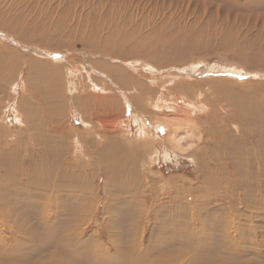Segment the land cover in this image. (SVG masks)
<instances>
[{
	"label": "rangeland",
	"instance_id": "obj_1",
	"mask_svg": "<svg viewBox=\"0 0 264 264\" xmlns=\"http://www.w3.org/2000/svg\"><path fill=\"white\" fill-rule=\"evenodd\" d=\"M238 1L0 0V139L3 149L12 153L0 160L5 171L0 178L6 175L20 187L26 175L35 181L41 176L38 185L25 192L29 200L39 198L36 205L32 201L0 208L6 215L0 231L17 218L24 224L17 238L23 240L40 212L49 215L59 230L98 239L111 252L141 242L149 257H143L142 264H156L158 259L180 264L188 257L183 256L187 252L179 241L184 244L185 237H178V229L184 233L196 216L206 224L195 227L194 233L210 238L228 226L230 243L205 245L202 253L214 258L205 255L194 262L264 264V224L252 229L243 218L237 225L226 215L236 200L244 201V188L251 189L248 193L251 199L256 197L257 205L264 204V180L259 178L264 169L259 173L256 164L262 160L264 167V0H253L252 5ZM30 63L37 66L34 71L41 67L45 74L29 70ZM101 67L125 74L124 86H118L127 90L126 100L98 74L104 72ZM92 82L101 91H88ZM21 101L28 130L21 126L25 115L19 122L15 117ZM173 118L180 120L175 135L192 131L194 136L182 143L192 150L177 158L169 150L171 130L153 129L154 123ZM55 123L64 126L61 134L48 128ZM228 150L254 178L243 180L241 186L230 180L233 188L228 192L227 181H217V186L205 183L207 189L201 186L200 160L215 171L229 157ZM30 154L33 164L28 168ZM169 182L178 185V194L168 188ZM198 184L203 189L193 197L201 196V205L214 191L229 193L235 201L226 200L222 212L212 214L201 206L194 208L197 202L181 185ZM183 199L189 210L183 208ZM163 213L168 216L165 220ZM5 227L4 234L11 238L10 225ZM237 234L241 239L231 240ZM26 239L19 244H30ZM240 244L244 253L236 250ZM158 249L164 251L162 257L149 255ZM30 251L6 250L0 264H36ZM118 255L122 260L117 261L128 263V254Z\"/></svg>",
	"mask_w": 264,
	"mask_h": 264
},
{
	"label": "bare ground",
	"instance_id": "obj_2",
	"mask_svg": "<svg viewBox=\"0 0 264 264\" xmlns=\"http://www.w3.org/2000/svg\"><path fill=\"white\" fill-rule=\"evenodd\" d=\"M115 1V0H114ZM220 2V0H219ZM226 2V1H225ZM223 2V3H225ZM245 3V1L243 0H239L238 3ZM247 2L252 5V2L253 0H247ZM221 4H222V1H221ZM192 29H190L191 31ZM169 35V36H168ZM167 36L170 38H176V39H182V40H189V36H183L182 34L178 35V36H171L172 34H168ZM183 42V41H182ZM31 51V50H29ZM33 52V51H32ZM35 54H39V55H43L42 52H38V51H34ZM45 55L48 56V54L45 53ZM242 55V54H241ZM50 57H52V55H49ZM34 66V64H33ZM28 67L30 68L29 70H32L34 71L33 69L35 67H37L36 65L34 66V68H32L31 66V63L28 64ZM104 69V72L106 71V74L103 72V75L102 73H98L100 74L101 76L103 77H106V79L109 81V84H111V86L113 87V89L115 91H118L119 94L122 96L123 99L126 100V93L125 91H123L122 89L119 88V83L120 85L124 86V80H125V74L119 70H115L113 68H109V67H101ZM39 69V71H38ZM38 69H35L34 72L38 73L39 75L40 74H45L44 69H42L41 67H38ZM50 71V69H49ZM91 72L94 73V69L91 68ZM101 72V71H99ZM36 75V74H35ZM29 76V75H28ZM53 78V77H52ZM24 81V80H23ZM24 83V82H23ZM106 85V84H105ZM88 91L94 93V92H98V91H101L100 89H98V87L96 86V84H94L93 82L90 83L89 85L86 86ZM106 87V86H105ZM181 86L179 87H175L176 89L180 88ZM70 89V88H69ZM187 89V86L186 87H181L180 90L181 91H185ZM50 91V90H48ZM68 91V90H67ZM105 91L106 92H110L111 90H108L107 88H105ZM113 91V90H112ZM135 93H139L138 91L134 90ZM175 92V91H174ZM55 93V92H53ZM183 93V92H182ZM52 94V92H51ZM58 95V94H57ZM88 96V95H87ZM141 97H143V93L140 94ZM174 96V95H173ZM132 97V96H131ZM91 98V97H90ZM81 101V100H80ZM109 101V100H108ZM22 102V101H21ZM20 102V107L19 109H17V114H16V119L18 120L19 122V119L22 118V114H24V112L22 111V104L23 102L21 103ZM111 102V101H110ZM175 102V101H173ZM179 102V101H178ZM177 102V103H178ZM79 103V102H78ZM155 103V102H154ZM154 103H151L150 104V108H154ZM189 103V102H188ZM175 104V103H174ZM113 105V104H112ZM133 105V104H132ZM169 105V104H168ZM173 105V104H172ZM193 105V104H192ZM166 106V105H165ZM110 107V106H109ZM107 107V108H109ZM112 107V106H111ZM115 107V106H114ZM158 107V106H157ZM160 107V106H159ZM167 107H170V106H167ZM173 107V106H172ZM195 107V106H194ZM171 108V107H170ZM186 108V107H185ZM111 109V108H110ZM172 109V108H171ZM174 109V108H173ZM48 110V112H50L49 110V107L46 109ZM15 111V112H16ZM111 111V110H110ZM112 113H114L113 111H111ZM109 113V112H108ZM52 114V113H51ZM59 114V113H57ZM25 115V118H24V123L21 125V126H24L25 129L27 128V130L29 129L27 126H26V121H29L27 119V114H24ZM155 115V114H154ZM47 116V115H46ZM53 116V115H52ZM29 118V117H28ZM138 118V117H137ZM147 118L146 116H143V123L145 125H143L144 127L146 126V119ZM53 118H51L50 120H52ZM189 119V118H188ZM53 121V120H52ZM165 121V120H164ZM179 121L178 119H167L166 122H163L161 124H158L156 122V124L154 123L153 124V129H157V127H161L163 128L164 130H166L167 132L171 130L169 136L170 138V142L172 145L169 147L171 149V152L173 153V157L174 158H177L179 156H185L184 153L185 151L189 150H192L191 148V145H188V149H184V146L182 145L183 141L187 140L188 138L191 139L193 136V132L192 131H187L185 132L184 134H179L178 136L174 134V131L176 132L178 130V128H180L178 125L176 124H179ZM85 122V121H84ZM185 121H181V123H183ZM190 121H188L187 123H189ZM28 123V122H27ZM148 123V122H147ZM21 124V123H20ZM29 124V123H28ZM184 124V123H183ZM186 124V123H185ZM62 126L61 124H58V123H55L52 127H48L49 129H51V131L55 130V131H58L60 132L59 134H61L63 132V129H64V126H63V129H62ZM156 126V127H155ZM187 126V125H186ZM189 126V125H188ZM146 132V131H145ZM155 132V131H153ZM58 134V133H57ZM149 132H146L145 133V136L148 137L149 136ZM2 135V134H1ZM62 136V135H61ZM60 136V137H61ZM157 138V137H155ZM43 138H41V140H43ZM50 140V138H49ZM169 141V140H168ZM47 144V143H46ZM52 144V142H51ZM254 145L256 146L257 145V142L254 143ZM260 145V143H259ZM258 145V146H259ZM79 146V145H78ZM4 140H2V138L0 139V160L3 159L5 156L8 157L9 154H12L9 150H4ZM13 149V148H12ZM44 149V148H43ZM45 150V149H44ZM47 151V150H46ZM14 152V150H13ZM31 152V151H30ZM227 152V155L230 154L231 150H228L226 151ZM241 152V151H240ZM47 153V152H46ZM193 153V152H192ZM186 154V153H185ZM190 154V153H189ZM188 154V155H189ZM254 155V154H253ZM191 156V155H189ZM28 158L27 159H30L29 161V164H28V168H29V165L33 164V156L32 154H30L29 156H27ZM188 157V156H187ZM224 157V155H223ZM259 157V156H258ZM225 158V157H224ZM12 159V158H11ZM204 159V158H203ZM258 159V158H257ZM264 159V158H263ZM224 161V165L221 164L218 165L217 167V170L213 171V170H210L208 169V167H206L207 165H205L202 160H200V169L199 171L201 172L202 174V177H201V186H204L206 185L205 183H210L212 185H218L217 181H220L221 183L223 181H227V191L228 192L229 190H231L233 187L232 185H230V180L232 182V180H234L235 182H243V180H249V179H253V174L246 171L244 166L241 167V159L239 157H235V156H230L228 158H226L225 160L222 159ZM12 161V160H11ZM243 162V161H242ZM248 164L247 166L249 165V161H247ZM35 163V162H34ZM263 163H264V160H263ZM36 164V163H35ZM256 164L257 166L259 167V173L264 169L263 167V164H262V160L260 161H256ZM261 164V165H260ZM27 165V163L25 164ZM217 165V164H216ZM244 165V164H243ZM215 166V165H214ZM216 167V166H215ZM208 169V170H207ZM216 169V168H215ZM105 170V169H103ZM226 170H229L228 172H230L229 176H226L225 173H226ZM1 171L4 173L5 171L3 170V167L0 168V175H2ZM106 172V171H104ZM23 173V172H22ZM38 173V172H37ZM107 173V172H106ZM105 173V174H106ZM25 175V174H24ZM104 175V174H103ZM6 176V175H5ZM2 177L0 178V208L2 206H5L7 205L9 208H11V206L13 205V207H17L19 204H21L20 202L24 203V202H27V203H32V205H36V202L37 200L39 199H34L33 200H29L27 197H26V190L28 189H32L33 186H37L38 185V181L40 179V177L35 181L33 180V178H31V175L30 176H25L26 177V182L24 183H19L20 187H16V184H18L17 182H11L10 180H8L6 177ZM105 176V179L108 181L109 180V175L106 174L104 175ZM259 178L264 180V172L263 173H260L259 174ZM115 179V178H114ZM207 180V181H206ZM174 181V180H173ZM199 182V183H200ZM44 183V182H43ZM178 183V182H177ZM220 183V184H221ZM263 183V182H262ZM35 184V185H34ZM48 185V184H47ZM46 185V186H47ZM176 185L175 182H169L168 183V188L173 190V193L175 192V194L177 193L178 194V185L176 188ZM242 184H240L241 186ZM199 186V184L197 185ZM238 186V184L236 183V186L235 188ZM247 186V185H246ZM249 186V185H248ZM252 186V185H251ZM48 187V186H47ZM205 187V186H204ZM245 187L244 185L242 186V188ZM264 187V186H263ZM46 188V187H45ZM207 189V187H205ZM241 188V187H240ZM239 188V189H240ZM252 188V187H251ZM181 189L183 191H186L188 192L189 194V199H193L195 200V202H197L195 205L193 203V206H195L194 208H205L207 210V212L209 214H212L214 213V211H217V210H220L222 212V210L224 209L225 207V202L228 201V199H230V195L229 193L225 194V195H222L223 193L222 192H217V193H221V194H217L215 191L213 194H209L210 197H207V202L203 205H201V202H200V197H198V195L195 197V194H194V197H193V193H197V192H200L201 193V189H203V187H193V186H183L181 185ZM261 189H264V188H261ZM170 190V191H171ZM251 190V189H249ZM249 190H245V188L243 189V191L246 193V194H242V199L244 200L243 202L241 201H238L235 199H230L231 201H235L233 203V205L229 208L230 210H227V211H230V212H227L226 215H229V217L233 218L234 220L237 221V225H238V222L241 221V219L243 218L245 222H247L250 226V228L252 229H258L260 227V225L264 224V210H263V201L262 203L259 201L258 202V205H257V202L258 200L254 201L253 199L256 198L254 197L253 199H251V196L248 192H250ZM254 190V189H253ZM117 191H120V190H117ZM240 191V190H239ZM255 191V190H254ZM48 192V191H46ZM205 192V191H204ZM209 192V191H208ZM41 194L44 193V194H47L45 192H40ZM206 193V192H205ZM252 193V192H251ZM207 194V193H206ZM240 194V193H239ZM255 194V192H254ZM257 194V193H256ZM185 195V194H184ZM261 195V194H259ZM208 196V195H207ZM30 197V196H29ZM84 198L86 196H83ZM89 197V196H88ZM167 197V196H166ZM186 198V197H184ZM199 198V199H198ZM86 199V198H85ZM258 199V198H257ZM4 200V201H3ZM178 200V199H177ZM227 200V201H226ZM194 202V201H193ZM214 202L216 204L215 207L213 206H210L211 203ZM231 203V202H230ZM261 203V205H259ZM11 204V206H10ZM232 204V203H231ZM230 205V204H229ZM182 206L183 208L189 210L190 209V206L187 204L186 200L183 199V203H182ZM192 206V207H193ZM201 206V207H200ZM240 206L241 209H240ZM83 207H85L83 205ZM83 207H80L79 209L83 208ZM213 207V208H211ZM229 207V206H227ZM262 208V209H261ZM84 209V208H83ZM165 209V208H164ZM260 210L259 212H256L255 210ZM23 212V211H22ZM79 217L81 218L80 214L82 213L81 211H79ZM163 212V211H161ZM159 212V213H161ZM189 212V211H188ZM177 213V212H176ZM15 214H18V213H15ZM25 214V213H24ZM171 215V214H170ZM178 215V214H177ZM245 215V216H243ZM31 216V215H30ZM162 218L165 220L168 216L163 213L162 214ZM22 217V216H20ZM36 217H37V220H36V223H31V225H28V230H27V233H24L23 236H25L23 238V240L21 239H18L17 236L18 234H22V231H21V225L23 227V223H21L16 217V220L15 222H13L12 224H5V226L7 225H10L11 228H9V230L11 231V238H8L7 236L10 235H6L4 234V231L5 229H8L6 228L5 226L2 228V230L0 231L1 232V235H0V257L3 256L4 252L6 250H12L13 248L15 247H20L24 250H31L30 251V257L31 255L32 256H36V264H142L143 263V257H145V260H147L149 257L147 255H144L145 253V250L143 249L142 247V243H137L135 244L133 247L132 246H129L128 244V247L126 245V248H120V247H115L113 246L114 248V252H111V247L109 245H107L106 243L105 244H102V242L98 239H94V238H88V239H84L80 233L78 234V236H73L70 232V230L68 231L67 230H59L57 228V226H55V224H53V221H50L48 218L50 217L49 215H46V216H40V212L39 214L36 213ZM171 217V216H170ZM173 217V216H172ZM171 217V218H172ZM26 218V217H24ZM29 218V217H27ZM174 218V217H173ZM5 219H6V215L1 213L0 212V224L1 223H4L5 222ZM11 219V218H10ZM9 219V220H10ZM31 218H29L28 220H30ZM33 220V219H32ZM31 220V221H32ZM4 221V222H3ZM30 221V222H31ZM170 221V220H169ZM173 221V220H172ZM7 222V221H6ZM154 222V221H153ZM28 223V222H27ZM58 223V222H56ZM61 223V222H60ZM169 224V223H168ZM167 224V225H168ZM206 223L204 222V220H201V219H197L196 216H193L191 221L184 227V230L185 232L183 233V231H181L180 229H178L180 231V234L178 237H185V240H184V244H182L178 239L177 241H179V244L180 245H183L185 246V248H183L182 246H180L181 248H183L184 250H186L187 254L183 253V256H186L188 257L187 259V262L185 263H180V264H206V263H200V262H194V260L197 259V257H201V256H205L206 259H213L214 257L210 254H204L202 253V250L205 245H208V244H211L212 245V242H214L217 246H219L220 244L224 243V241L226 243H230V236H229V233L227 231H229V228L228 226H225L224 227V233L222 234H215L214 236H210V238H206L205 236H202L203 234H196L194 233V228L195 227H202L204 226ZM227 224V223H226ZM246 224V223H245ZM61 225V224H60ZM170 225L173 226V228L175 227L174 226V223H170ZM169 225V226H170ZM2 226V225H0ZM59 226V225H58ZM62 226V225H61ZM184 226V225H183ZM181 226V227H183ZM231 227V226H230ZM177 228V227H176ZM249 228V229H250ZM196 229V228H195ZM237 229V228H236ZM251 229V230H252ZM205 231V230H204ZM176 232V229L172 231V233H175ZM198 232V231H197ZM255 232V231H254ZM73 233V232H72ZM74 234V233H73ZM170 234V233H169ZM16 235V236H14ZM256 234L254 233L253 237L256 238ZM26 238H30L31 240V243L28 244V245H22V244H19L20 241H26L27 239ZM240 235L237 234V237H233L231 238V240L233 241H237V240H240ZM110 240V239H109ZM152 238L149 240L151 241ZM171 240V239H170ZM110 242V241H109ZM8 243H13V246H10L8 247ZM110 244H112L110 242ZM255 244V243H254ZM19 245H22V246H19ZM116 246V244H114ZM118 246V245H117ZM257 246V245H256ZM228 247V246H227ZM233 247V246H232ZM250 248V247H249ZM258 248V247H257ZM260 248V247H259ZM180 249V248H179ZM200 249V250H199ZM231 249V248H230ZM224 250V249H223ZM222 250V251H223ZM236 250H238V253H244V246L243 244H240L238 245V247L236 248ZM118 252L120 255H126L128 254V263H123V262H119L117 260H122V259H118L119 255H118ZM178 252V251H177ZM148 253V251H147ZM157 255H156V254ZM169 253L172 254L173 253V246L169 248ZM225 253V252H224ZM237 253V254H238ZM155 254V256H158V257H162V256H159V255H162V254H165L163 250L161 249H158L157 252H149V255L153 256ZM204 254V255H203ZM190 255V256H189ZM226 255V254H225ZM150 256V257H151ZM227 256V255H226ZM114 257V258H113ZM134 257H137V262H130L132 261V258L134 259ZM202 257V258H203ZM232 257V256H231ZM139 258H141L142 260L140 261ZM184 258V257H183ZM176 259V258H175ZM229 259V258H228ZM177 261V260H176ZM200 261V260H199ZM169 262H171L169 260ZM202 262V261H201ZM212 262V261H211ZM167 264L166 260H159L156 262V264ZM178 263V262H177ZM223 263V261H222ZM168 264H173L172 262L171 263H168ZM175 264V263H174ZM207 264H208V261H207ZM216 264V263H215ZM227 264H235V261L234 262H228Z\"/></svg>",
	"mask_w": 264,
	"mask_h": 264
}]
</instances>
